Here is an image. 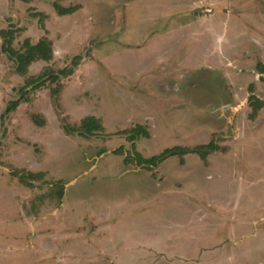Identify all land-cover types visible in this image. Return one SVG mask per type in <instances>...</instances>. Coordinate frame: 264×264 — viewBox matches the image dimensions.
Here are the masks:
<instances>
[{
    "label": "rangeland",
    "instance_id": "rangeland-1",
    "mask_svg": "<svg viewBox=\"0 0 264 264\" xmlns=\"http://www.w3.org/2000/svg\"><path fill=\"white\" fill-rule=\"evenodd\" d=\"M8 29L53 60L0 37V264H264V0H0Z\"/></svg>",
    "mask_w": 264,
    "mask_h": 264
},
{
    "label": "trees",
    "instance_id": "trees-1",
    "mask_svg": "<svg viewBox=\"0 0 264 264\" xmlns=\"http://www.w3.org/2000/svg\"><path fill=\"white\" fill-rule=\"evenodd\" d=\"M25 3H30L32 0H21ZM56 9L60 16H67L74 14L77 9L76 8H70V9H64L56 6ZM19 33V30L14 29H8V30H2L0 32V37L2 39V53L7 55L8 58L14 62L16 65V72L20 76H26L30 67L33 66L36 63L39 62H51L53 60V54L47 50H45L41 44H33L29 39H27L23 44V50H16L14 47V42L16 40V36ZM51 44V43H50ZM72 75V71L63 70L59 74H54L48 76L47 74H42L38 76L37 78L30 79L26 82V87L23 89V96L21 99L17 101H13L9 104L6 112L2 116V120H4L5 116H9L10 114L14 113L21 105V103L26 102L28 103L29 97H28V89L31 88L32 91H37L45 87L49 82L52 83H59L61 80V77H69ZM61 88V87H60ZM60 88L55 89L52 91V96L54 98H57L58 94L60 93ZM252 86L251 89L252 90ZM253 93V91H252ZM248 106L252 109V113L250 115V118L252 120H256L259 113L264 108V101L260 100L255 94H252L248 100ZM37 125H42L43 122H39L38 119L35 120ZM67 134L73 135L77 134L78 136L84 138V139H90L92 137L97 136L99 133H102L104 131V126L102 124V121L99 118L90 116L86 117L82 120L81 124L76 127H70L66 126L65 129ZM147 136L146 132L140 131V134L137 135H130L128 137L130 142H135L140 136ZM218 150V147L215 145L210 144L206 146V150H194L192 152H198L202 155L206 156L210 152H214ZM121 149L119 151H116V153H120ZM178 151L176 149L169 150L165 152L161 158L165 156H171L177 153ZM131 157V156H129ZM161 158H154L151 160V162H155L154 164H157ZM19 173V172H16ZM15 173V174H16ZM30 176V179H40V174H34L28 173Z\"/></svg>",
    "mask_w": 264,
    "mask_h": 264
},
{
    "label": "built area",
    "instance_id": "built-area-1",
    "mask_svg": "<svg viewBox=\"0 0 264 264\" xmlns=\"http://www.w3.org/2000/svg\"><path fill=\"white\" fill-rule=\"evenodd\" d=\"M207 13H211V10H206Z\"/></svg>",
    "mask_w": 264,
    "mask_h": 264
},
{
    "label": "crops",
    "instance_id": "crops-1",
    "mask_svg": "<svg viewBox=\"0 0 264 264\" xmlns=\"http://www.w3.org/2000/svg\"><path fill=\"white\" fill-rule=\"evenodd\" d=\"M207 10H211V9H207Z\"/></svg>",
    "mask_w": 264,
    "mask_h": 264
}]
</instances>
